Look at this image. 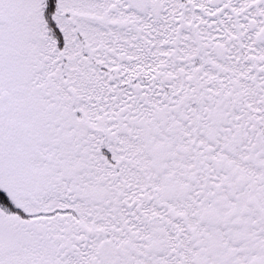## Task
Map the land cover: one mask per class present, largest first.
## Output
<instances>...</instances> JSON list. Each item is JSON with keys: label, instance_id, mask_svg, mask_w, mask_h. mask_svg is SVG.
I'll use <instances>...</instances> for the list:
<instances>
[{"label": "snow or ice", "instance_id": "obj_1", "mask_svg": "<svg viewBox=\"0 0 264 264\" xmlns=\"http://www.w3.org/2000/svg\"><path fill=\"white\" fill-rule=\"evenodd\" d=\"M0 264H264V0H0Z\"/></svg>", "mask_w": 264, "mask_h": 264}]
</instances>
